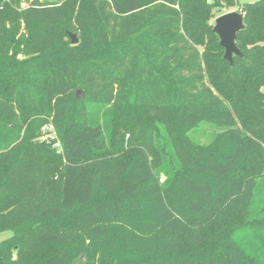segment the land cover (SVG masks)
<instances>
[{"label":"trees","instance_id":"16d2710c","mask_svg":"<svg viewBox=\"0 0 264 264\" xmlns=\"http://www.w3.org/2000/svg\"><path fill=\"white\" fill-rule=\"evenodd\" d=\"M263 172L264 0H0V264H264Z\"/></svg>","mask_w":264,"mask_h":264},{"label":"rangeland","instance_id":"374dc122","mask_svg":"<svg viewBox=\"0 0 264 264\" xmlns=\"http://www.w3.org/2000/svg\"><path fill=\"white\" fill-rule=\"evenodd\" d=\"M238 3H252L258 0H236ZM231 11H236L239 12L237 7H231V8H218L215 9L213 11L214 13V18L211 19L210 21V25L214 26V20L216 17H218L219 15H222L224 13H228ZM70 32L72 34L76 35L77 38V43L79 42V31L78 29H76V25L75 28L72 27V29H70ZM64 42L70 41L69 38L64 37L63 38ZM76 43V44H77ZM90 119L93 122H97L100 123L101 126L104 129V133L105 136L108 137V134L110 132V120H111V109L109 107H105V108H93L92 110V114L90 115ZM42 132V137L40 138V140L45 141L46 143H51L52 146L54 148H56L57 150L60 149V146L57 142V135H56V131L53 127L51 126H44L41 129ZM220 131L216 128H214L212 125L207 124V123H200L199 125H197L195 128L191 129L188 132V136L196 143L198 144H208L211 142V140L213 139V137L215 136L216 133H219ZM166 171V170H165ZM163 171L159 174L157 181L159 183V185H162L166 182L167 179V173ZM264 175V172H263ZM264 216V176L263 179H260L258 181V186H257V191H256V195H255V199H254V206L253 209L251 211V218H255L257 216ZM10 236L9 232H4L0 234V242L6 238H8ZM239 239H242L241 234L239 235ZM261 241H264V234H257L256 237V241L254 243L256 249L254 251H258L259 247L257 246V244H259ZM245 242L249 243V239H245ZM250 244V243H249ZM248 245V244H247ZM264 247V246H263ZM264 257V255H263Z\"/></svg>","mask_w":264,"mask_h":264},{"label":"water","instance_id":"95a60500","mask_svg":"<svg viewBox=\"0 0 264 264\" xmlns=\"http://www.w3.org/2000/svg\"><path fill=\"white\" fill-rule=\"evenodd\" d=\"M243 29V14L236 11L219 15L214 20L212 32L218 36L219 45L224 50L223 59L227 61L230 66L233 64V56H242L239 49L236 47L235 41L237 33ZM69 37L71 44L75 45L77 43L76 35L69 33Z\"/></svg>","mask_w":264,"mask_h":264}]
</instances>
